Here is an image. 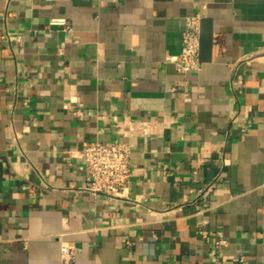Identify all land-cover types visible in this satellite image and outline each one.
<instances>
[{
	"label": "crops",
	"instance_id": "0c3cea01",
	"mask_svg": "<svg viewBox=\"0 0 264 264\" xmlns=\"http://www.w3.org/2000/svg\"><path fill=\"white\" fill-rule=\"evenodd\" d=\"M0 36V264H264V0H0ZM92 141L126 197L82 190Z\"/></svg>",
	"mask_w": 264,
	"mask_h": 264
},
{
	"label": "built area",
	"instance_id": "2783aa9c",
	"mask_svg": "<svg viewBox=\"0 0 264 264\" xmlns=\"http://www.w3.org/2000/svg\"><path fill=\"white\" fill-rule=\"evenodd\" d=\"M201 15L187 18L186 28L182 32L181 49L178 55L169 58L181 74H195L202 70L201 59L202 28ZM53 25H63L71 30L63 18L53 19ZM2 36H0V41ZM264 57V55H262ZM254 56H245L242 61L250 62ZM86 164L87 182L82 190L93 195L109 198L126 197L132 183V145L127 141L87 142L77 154ZM226 243L220 241L218 244ZM75 259V246L70 243L61 245V264H72Z\"/></svg>",
	"mask_w": 264,
	"mask_h": 264
}]
</instances>
